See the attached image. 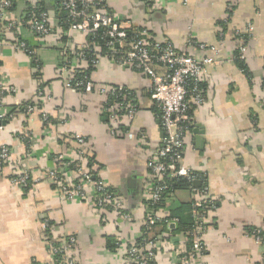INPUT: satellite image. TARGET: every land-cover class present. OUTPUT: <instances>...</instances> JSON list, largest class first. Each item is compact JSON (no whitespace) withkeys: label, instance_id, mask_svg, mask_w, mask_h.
Wrapping results in <instances>:
<instances>
[{"label":"crops","instance_id":"crops-1","mask_svg":"<svg viewBox=\"0 0 264 264\" xmlns=\"http://www.w3.org/2000/svg\"><path fill=\"white\" fill-rule=\"evenodd\" d=\"M91 1H100L110 13L147 28L153 39L180 52L217 61L206 68L205 102L191 106L184 154L185 165L205 179L208 194L217 202L199 262L264 264V244L248 235L253 228H261L264 235V0ZM38 4L50 15V38L39 42L24 26L0 29V78L18 90L0 110L5 117L0 143L11 151L10 165L0 176V264H60L54 250L70 236L77 240L76 264H131L126 250L145 236L159 243L156 264H177L178 252L190 247L184 233L162 225L147 232L144 226L148 161L163 136L151 81L102 57L90 73L94 92L68 90L59 77L61 50L67 43H85L87 37L67 38L54 0H19L7 19L22 20L28 7ZM18 40L35 48L40 70L15 47ZM190 41L207 50L190 49ZM241 41L248 47L245 63L251 76L237 61ZM110 85L126 87L139 103L134 120L121 119L116 135L111 134L116 126L105 108L107 96L99 92ZM39 88L52 100L38 101L34 114L19 112L20 106L37 102ZM43 114L52 120L49 125ZM73 136L86 138L85 171L93 159L91 171L124 201L130 222L111 210H99L91 198L66 199L49 178L56 169L73 179V167L81 158ZM61 154L65 164L56 166L53 159ZM18 167L40 182L29 188L13 184ZM194 197L188 189L175 191L163 209L171 217Z\"/></svg>","mask_w":264,"mask_h":264},{"label":"built area","instance_id":"built-area-1","mask_svg":"<svg viewBox=\"0 0 264 264\" xmlns=\"http://www.w3.org/2000/svg\"><path fill=\"white\" fill-rule=\"evenodd\" d=\"M157 2V0H156ZM155 2V3H156ZM187 2V1H186ZM157 4V3H156ZM13 6L12 0H0V26L5 30H14L26 27L37 41L43 42L50 38L54 32L47 11L40 14L32 13L28 20H8V14ZM61 10L67 19L61 21L62 26H67L66 36L70 41L77 37L86 36L84 43L65 44L61 50L59 77L68 90L94 92L96 86L91 77L85 76L89 68L99 66L101 42L107 49V58L121 67L130 68L135 72L146 75L151 81V98L160 111V124L163 136L155 147L148 161L150 188L145 192V207L147 214L144 219L145 230L162 225L168 231L179 228V220L165 213L163 205L171 192V180L186 178L189 183L199 181L201 186L189 188L194 197L192 202L193 225L184 233L190 247L183 252H178L177 264H202L199 261L205 254V236L210 229V216L217 209V202L208 194L205 179L193 172L184 163L186 139L191 124V106H201L205 102L203 87L206 68L215 65L217 61L211 56L200 58L190 51L180 52L169 42L153 39L147 28H141L122 20L119 16L110 13L100 1L91 0H62ZM189 48L206 51V46L190 41ZM15 47L36 60L35 48L24 40H18ZM248 47L241 41L238 47L237 59L246 62ZM92 53V56L89 54ZM246 64V63H245ZM84 75V76H82ZM0 110L5 100L14 95L18 90L0 78ZM264 90V83H263ZM99 92L106 95L105 108L110 121L115 128L111 134L116 135L117 125L121 119L134 120L139 112L138 98L129 89L122 85L101 87ZM52 98L44 89L39 88L36 94V103H29L19 107V112L34 114L37 111L38 101H51ZM40 104V103H39ZM5 117L0 113V133L3 129ZM44 124L51 123L50 117L43 114ZM79 148L80 160L73 167V179H66L65 172L56 169L48 174L53 183L62 191L66 199L74 196L91 198L96 207L101 211H113L124 221L130 222L132 216L126 212L125 203L110 190L102 178H97L93 173L85 171L86 159L82 147L86 144L83 136H73ZM11 151L8 146L0 143V176L4 169L10 165ZM56 166L65 164V156L59 155L53 159ZM12 177V183L20 188H29L40 179H33L31 174L18 167ZM160 206V207H159ZM50 227L49 222L46 224ZM171 233V232H170ZM248 235L259 244H264V235L261 228H253ZM158 241L145 236L141 242H133L126 250V257L131 264H156ZM77 240L70 236L63 240L54 250L61 259L60 264H76L75 251Z\"/></svg>","mask_w":264,"mask_h":264},{"label":"trees","instance_id":"trees-1","mask_svg":"<svg viewBox=\"0 0 264 264\" xmlns=\"http://www.w3.org/2000/svg\"><path fill=\"white\" fill-rule=\"evenodd\" d=\"M19 0H12L13 2V6L11 8V11H14L16 9V6H17V2ZM56 6H57V16L58 18L60 19V21H63L65 19H67L66 15H65V12L63 10H61L60 8V5L62 3V0H54ZM47 11L46 7H44L42 4H38L36 6H29L28 7V10L25 12V15H24V19L25 20H28L29 19V16L32 14V13H36V14H40L41 12H45ZM64 27V30L66 31L67 30V26H63ZM2 28V26H0V29ZM3 35H0V39H3L2 38ZM66 40V39H64ZM89 43L92 42L91 39H88L87 40ZM101 50L99 52V55L100 57H106L107 56V49L104 47V42H101ZM91 56H92V53H89ZM238 63L242 69V71L244 73H246L247 76H251L250 73L247 71V66L244 62L238 60ZM32 65L35 66V67H38L39 70H40V67H41V64L36 62V60H32ZM94 69L93 68H89L87 71H85V76H89L90 73L93 71ZM82 75V76H84ZM40 106V104H39ZM190 116H191V113H190ZM51 120V119H50ZM108 120L109 121V118L108 116H105V121ZM52 122V120H51ZM92 162L93 159H91ZM92 162L89 163V166L88 168L90 169L92 166ZM87 170V172H90V173H93L95 176H96V170L95 171H91L90 170ZM170 182V185H171V192H175V191H178V190H185V189H188L191 188L193 186L192 183H189L186 178H177V179H174V180H171L169 181ZM202 188H207V185H206V181H205V185L202 184ZM111 190V189H110ZM112 191V190H111ZM164 205V203H163ZM163 205H160L161 207H163ZM159 206V207H160ZM172 218H176L179 220V228L177 231H180V232H187L188 230L191 229V226L193 225V216H192V202L190 203H183L181 204L180 208L178 210L175 211V213H173V215H171ZM142 240V239H141ZM141 240H139L138 242H141ZM110 243H113V240H109V244ZM190 245V244H189ZM112 249H115L114 245L111 246Z\"/></svg>","mask_w":264,"mask_h":264},{"label":"water","instance_id":"water-1","mask_svg":"<svg viewBox=\"0 0 264 264\" xmlns=\"http://www.w3.org/2000/svg\"><path fill=\"white\" fill-rule=\"evenodd\" d=\"M195 133H199L198 130H195ZM193 185L195 188H199L201 186V183L199 181H195Z\"/></svg>","mask_w":264,"mask_h":264}]
</instances>
